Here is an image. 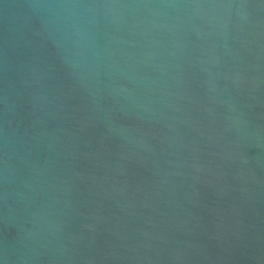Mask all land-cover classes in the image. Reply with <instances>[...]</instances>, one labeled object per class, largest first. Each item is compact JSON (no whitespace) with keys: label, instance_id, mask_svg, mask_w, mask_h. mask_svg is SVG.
Returning <instances> with one entry per match:
<instances>
[{"label":"water","instance_id":"95a60500","mask_svg":"<svg viewBox=\"0 0 264 264\" xmlns=\"http://www.w3.org/2000/svg\"><path fill=\"white\" fill-rule=\"evenodd\" d=\"M0 264H264V0H0Z\"/></svg>","mask_w":264,"mask_h":264}]
</instances>
